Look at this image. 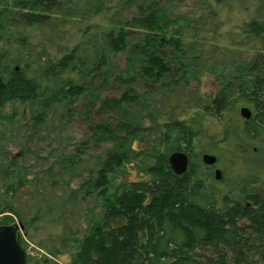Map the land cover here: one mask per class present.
Masks as SVG:
<instances>
[{"label":"trees","instance_id":"1","mask_svg":"<svg viewBox=\"0 0 264 264\" xmlns=\"http://www.w3.org/2000/svg\"><path fill=\"white\" fill-rule=\"evenodd\" d=\"M81 3L82 0H15L12 8L18 10L13 12L18 14L21 26L32 28L46 24L50 13L66 21L78 18L75 14L79 15ZM123 4L137 5L131 19H118L117 14H110V5L97 0L92 8L101 20L93 25L95 31L88 25L87 39L69 47L56 60L38 62L37 68L25 63L24 69L11 66L8 70L0 63V107L12 102H37L42 110L34 120L40 123L55 105L72 106L86 90H92L78 81L90 64L87 53L95 56L90 71L102 82L107 80L112 58L120 53L128 55V62L135 65L139 75L132 74L130 83L137 79L144 83L147 79L168 80L173 81L171 86H177L186 80V25L180 23V18H172L167 4L160 0H126ZM9 11V4L1 9L0 28L5 23L10 25ZM241 33L243 40L264 44V19L246 21ZM58 79L63 83L55 89L51 80ZM138 96L132 87L119 98L103 99L101 104L127 112L138 102ZM196 105L186 117L159 123L161 146L151 148L154 160L146 167L148 179L123 182L118 188L113 186V178L136 152L133 144L143 136L142 127L129 115L117 121L105 120L92 128L95 145L114 143L105 151L97 172H91L86 185H82L86 194L94 193L101 199L102 210L77 240L76 251L67 264H264V194L253 189L260 175L251 173L247 180L245 177L236 187L224 191L211 171L178 175L169 162L173 152L184 151L191 155L195 167L202 153H212L201 147L203 131L212 122H220L225 140L237 139L231 143L234 151L238 150L239 138L264 140V52L255 51L250 60L229 74L216 97ZM244 106L252 111L250 119L240 113ZM195 149L199 150L196 158ZM78 164V154L71 155L62 160L60 170ZM4 168L0 225L12 223L6 217L10 212L28 223L15 203L16 193L27 182L25 169L14 158ZM56 255L57 252L42 260L28 257L29 264H63L55 259Z\"/></svg>","mask_w":264,"mask_h":264},{"label":"rangeland","instance_id":"2","mask_svg":"<svg viewBox=\"0 0 264 264\" xmlns=\"http://www.w3.org/2000/svg\"><path fill=\"white\" fill-rule=\"evenodd\" d=\"M124 1L104 0L111 6L110 14H117L121 20L131 19L137 13V5L123 4ZM14 2L0 0V11L6 4L12 9L9 11L11 15L6 12L7 16L10 15V25L5 23L0 28V63L7 66L6 70L11 66L24 69L25 63L37 68L38 62L46 64L58 59L69 47L87 39L85 29L88 25H92V31H95L93 25L101 20L92 8L97 0H82L81 10L77 11L79 15L75 14L78 18L66 21L50 13L46 24L25 28L21 26L18 14L14 15L13 11L18 13L17 9L12 8ZM160 2L167 4L172 18H180V23L186 25L183 33L188 51V73L187 79L177 86H171L172 80L161 82L147 79L144 83L137 79L136 82H128L132 74H138L134 70L135 65L128 62L126 53L112 58L107 80L102 82L100 77L97 78L90 71L95 56L87 53V62L90 64L78 81L80 85L85 88L90 86L92 90H86L72 106L66 107V103L55 105L40 123L34 120L42 110L37 102H12L0 107V187H3L1 184L5 181L4 166L9 159L14 158L27 174L26 185L16 193L15 203L28 223L12 212L5 215L8 217L7 222L24 224L23 233L29 258H52L57 252L55 259L67 264L71 254L76 251L77 240L84 236L97 216L101 215V199L94 193L86 194L82 188L90 173L97 172L105 151L114 144H94L92 128L96 124L108 119L117 121L129 115L135 123L140 124L143 136L133 144L136 152L113 178L112 184L118 188L123 182L129 184L147 180L146 167L154 160L151 148L161 146L159 123L163 124L168 118L176 116L186 117L197 108L196 103L210 102L236 66L250 60L255 51L264 52V44L243 40L241 33L246 21L255 17L264 19V0ZM81 27L82 31L79 30ZM21 36H26V40H22ZM198 39L202 42L197 43ZM225 47L230 50L223 49ZM51 82L57 89L63 79ZM155 82L157 84L152 85ZM132 87L139 94V100L127 112L102 107L103 99L119 98ZM203 133L205 137L201 147L212 150L221 159L222 179L219 185L224 191L236 187L245 177L247 180L249 174L257 173L260 178L253 189L264 194V140L239 138L238 150L234 151L232 148L235 146L232 144L237 139L225 140L219 121L212 122ZM212 139L219 144H213ZM197 149L194 151L195 158L199 152ZM76 154L79 164L72 169L60 170L62 160ZM212 174L214 177V171Z\"/></svg>","mask_w":264,"mask_h":264},{"label":"water","instance_id":"3","mask_svg":"<svg viewBox=\"0 0 264 264\" xmlns=\"http://www.w3.org/2000/svg\"><path fill=\"white\" fill-rule=\"evenodd\" d=\"M243 118L250 119L252 111L244 106L240 109ZM203 160L207 164H214L217 156L206 152ZM171 168L178 175H182L188 169L189 158L184 151H175L169 157ZM215 179H222V171L217 169ZM25 226L22 222L0 225V264H29L28 252L24 239Z\"/></svg>","mask_w":264,"mask_h":264},{"label":"flooded vegetation","instance_id":"4","mask_svg":"<svg viewBox=\"0 0 264 264\" xmlns=\"http://www.w3.org/2000/svg\"><path fill=\"white\" fill-rule=\"evenodd\" d=\"M204 154L205 153L201 154V160L200 159L198 160L197 166H195V167H193L194 160L192 159L191 155L188 154L189 164H188V169L186 171H211V172L214 171V174H215L217 169H220L222 171L221 165H220V160L221 159L217 155H216L217 156V160H216V162L214 164H207L203 160V155Z\"/></svg>","mask_w":264,"mask_h":264}]
</instances>
